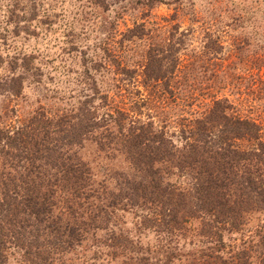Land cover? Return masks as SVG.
<instances>
[{"label":"trees","instance_id":"obj_1","mask_svg":"<svg viewBox=\"0 0 264 264\" xmlns=\"http://www.w3.org/2000/svg\"><path fill=\"white\" fill-rule=\"evenodd\" d=\"M156 1L138 4L152 9ZM114 28L103 29L96 47L104 58L82 64L79 82L87 95L60 114L38 110L27 121L0 126V264L16 251L28 264L84 255L88 236L102 230L109 236L92 240L94 250L121 249L126 264H254L253 258L264 264V219L247 228L251 214H264L261 127L229 113L227 98L195 94L191 80L179 75L175 27L166 37L135 22L120 39ZM137 41L144 54L135 85L140 102L145 99L138 86L147 97L168 96L185 113L192 104L202 109L177 122L179 144L149 116L142 119L138 100L128 109L98 113L112 102L109 94L115 98L124 83L134 81L136 70L123 62L120 50ZM32 60L6 65L0 95L22 94L25 74L36 70ZM101 71L108 75L104 81L92 74ZM89 142L108 156L122 155L128 171L108 169L96 179L79 154ZM169 168L185 183L166 181ZM135 207L144 211L140 225L160 234L154 250L140 248L122 231L106 230L117 211ZM190 227L196 228L186 235Z\"/></svg>","mask_w":264,"mask_h":264},{"label":"rangeland","instance_id":"obj_2","mask_svg":"<svg viewBox=\"0 0 264 264\" xmlns=\"http://www.w3.org/2000/svg\"><path fill=\"white\" fill-rule=\"evenodd\" d=\"M153 5L148 9L138 0H0V79L7 74L6 65L14 59L33 58L31 66L36 67L35 73L25 74L19 97L0 95V126L27 121L38 110L52 115L70 109L77 99L89 93L81 94L83 62L104 58L96 48L104 36L103 29L115 24L117 32L113 36L120 39L119 34L136 22L154 34L167 32L166 37L175 27L174 41L182 65L179 75L191 80L196 95L227 98L229 113L257 123L264 139V0H157ZM139 44L124 43L120 50L123 62L136 70L134 81L124 83L115 98L109 94L112 102L108 106H100L98 99L94 104L100 106L101 116L109 107L128 109L138 100L136 107L142 119L149 116L157 128L162 127L179 144L177 122L190 117V113L198 116L195 112L202 109L192 104L185 113L168 96L155 93L147 97L138 86L136 89L145 99L140 102L135 85L141 79L144 54ZM92 74L101 81L108 76L103 71ZM79 154L89 162L98 180L108 169H128L122 155L108 156L92 142L86 143ZM169 169L165 171L166 181L185 183L183 176ZM141 215L144 211L137 207L117 211L106 230L122 231L138 241L140 248L154 250L159 246L160 234L141 226ZM248 218L247 228L254 229L264 214L253 213ZM195 228L190 227L186 235ZM108 236L105 230L96 231V235L88 236L90 249L84 255L69 253L55 264L129 263L120 255L121 249L100 246L94 250L92 240ZM253 260L256 264V258ZM8 264L28 263L16 251Z\"/></svg>","mask_w":264,"mask_h":264}]
</instances>
